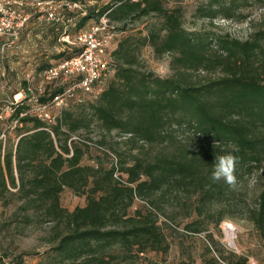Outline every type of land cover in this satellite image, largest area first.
Instances as JSON below:
<instances>
[{
  "label": "trees",
  "instance_id": "16d2710c",
  "mask_svg": "<svg viewBox=\"0 0 264 264\" xmlns=\"http://www.w3.org/2000/svg\"><path fill=\"white\" fill-rule=\"evenodd\" d=\"M254 5L264 7V0H206L195 13L211 23L217 17L241 20L243 9ZM33 11L34 7L22 29L28 21L44 20L32 34L38 45L49 46L64 32L73 36L84 30L94 17L89 28L105 13L114 31L125 30L130 21L156 18L146 24L145 33L141 29L136 36H123L109 51L114 72L96 97H73L60 109L49 104L53 119L48 121L31 112L35 102L24 90L10 114V120H16L14 141L9 135L0 150V202L13 195L24 211L52 223L48 264H135L141 253L166 252L169 243L160 214L167 218L164 225L177 229L176 215L167 210L173 204L181 207L183 217L197 218L183 223L186 231L202 230L204 218L217 226L231 205L217 212L210 205L236 193L223 179H212L216 157L235 155L239 180L252 170L264 172V27L243 39L211 29L189 30L180 8L168 7L166 0L82 4L61 10L59 20L39 19ZM59 45L58 52L45 48L33 54L36 72L82 49L61 41ZM145 45L157 56L171 54L170 75L141 67L139 51ZM200 70L207 73L201 80L194 75ZM67 84L44 82L42 91H35L38 103H49ZM91 127L125 135L117 144L128 145V156L118 159L102 145L104 139L94 142L78 134ZM183 129L191 134L180 137ZM144 143L163 148L151 156L132 153ZM65 189L83 196L84 204L65 208L60 201ZM138 200L143 202L135 206ZM242 208L264 239V180L254 204ZM25 216L31 220V215ZM206 250L209 255L199 264H248L247 257L233 251L218 249L215 256L211 247ZM22 254L3 253L0 264H23ZM143 264L192 263L182 259Z\"/></svg>",
  "mask_w": 264,
  "mask_h": 264
},
{
  "label": "rangeland",
  "instance_id": "374dc122",
  "mask_svg": "<svg viewBox=\"0 0 264 264\" xmlns=\"http://www.w3.org/2000/svg\"><path fill=\"white\" fill-rule=\"evenodd\" d=\"M22 1L24 3V11L32 13L33 3L37 0H10ZM45 6H51L57 10H61L63 5L68 2L80 1L88 7L92 4H102L110 0H42ZM206 0H166L168 7H178L182 13V23L186 29H211L219 33H228L232 37L246 38L254 29L264 27V7L250 6L243 9L245 18L241 20H227L221 17L215 18L212 23L208 18L198 17L195 13L196 8ZM95 18H89L85 25L87 26L94 22ZM156 18L148 16L140 20H134L125 24V30H116L113 38L109 43L108 51L113 49L117 42L129 33H138V30H143L150 21ZM45 22L28 21L27 25L21 30L18 41L5 48L4 52H0V105L7 100H11L13 95L22 92L24 89L23 82L31 81L34 83L41 82V75L35 71L32 56L34 53H39L47 48L50 51L58 52L61 50L59 41L55 45L49 46L45 42L38 45V39L32 34L34 27ZM121 26L117 23L116 26ZM74 30V29H72ZM137 34L133 35L136 36ZM7 35L0 36V45L3 42H8ZM140 65L142 68L151 70L159 75L167 76L172 73L170 68L171 54L164 53L157 56L153 53L149 45L140 48L139 51ZM52 63L55 60H51ZM197 79H203L207 73L200 70L194 72ZM24 94H22L23 96ZM88 96V95H87ZM21 97V96H20ZM58 110L55 109L54 112ZM10 114L4 115L0 119V135L5 134V137L0 139L1 147L7 144V139L11 135L14 141V135L11 133L13 121L10 120ZM80 136L89 137L96 142L99 139H104L102 144L107 149L113 151V156L117 155L118 159L126 158L130 152L128 145L121 142L125 136L122 133L113 130L110 133L104 132L99 128L91 127L88 130L78 131ZM190 129L179 130V136L184 137L190 135ZM77 135V133H76ZM163 148L162 144H145L139 147V150L134 149L132 153H138L140 156H151ZM118 152L122 155L119 156ZM264 180V172L260 170H252L251 173L245 174L243 179H237L236 185L233 188L236 196H232L225 201H220L210 205V209L214 212L219 211L223 205L229 203L231 207L224 211V219L215 226L214 221L210 218H204V227L199 232H188L183 228V223L195 217L192 214L188 217H183L181 207L173 204L167 208L176 215L177 229H172L164 225L163 221L167 220L164 214H160L161 226L165 234L166 240L169 243V248L166 252L148 251L139 254L134 259L135 264H143L146 260H155L161 262H177L179 260H189L192 264L203 262L207 256L206 247H211V254L218 255V249H222L224 253L233 251L238 255L247 257L248 264H264V239L257 233L252 222L244 217L241 209L242 206L253 205L256 195L261 190ZM61 204L71 210L77 205L84 204V197L78 196L65 189L60 195ZM143 201L138 200L135 206H139ZM21 201L13 195H7L0 202V255L7 253L10 256L22 254L23 264H48V250L51 246L52 236L54 231L51 222L42 221L37 214L32 211H24L20 208ZM26 214L31 215V220H26ZM217 215V214H216ZM215 218V216H214ZM202 219V218H201ZM175 223V222H174ZM211 234V236H209ZM8 260V258H6ZM125 264V263H119Z\"/></svg>",
  "mask_w": 264,
  "mask_h": 264
},
{
  "label": "built area",
  "instance_id": "2783aa9c",
  "mask_svg": "<svg viewBox=\"0 0 264 264\" xmlns=\"http://www.w3.org/2000/svg\"><path fill=\"white\" fill-rule=\"evenodd\" d=\"M81 6L82 4L79 1H73L65 3L61 10H74L81 8ZM33 7V12L39 14V19L59 20L63 18L61 10L45 6L42 0L35 1ZM30 14L24 11V3L22 1L0 0V36L7 35L9 38L8 42H3L0 45V52L3 53L5 48L12 44L17 46L16 42L19 39L20 31ZM114 32L105 13L97 23L77 32L73 36L67 32L61 34L59 37L61 42H65L70 46H79L82 48L81 51L44 69L40 73V83H34V77L31 81H27L22 92L14 94L11 100H7L0 105V119L4 115L11 114L16 103L21 100L24 90L29 96L28 100L35 102L31 112L48 121L53 119V115L48 110L49 104L60 109L67 104L70 98H81L87 95L96 97L102 89V83L105 78L114 72L113 59L108 51ZM51 80L61 84L65 82L68 84L49 103H38L35 91L41 92L43 83ZM13 123L15 124L16 120H13ZM4 137L5 134L1 133L0 139ZM1 151H3V147H1ZM114 176L123 181L118 171H115Z\"/></svg>",
  "mask_w": 264,
  "mask_h": 264
},
{
  "label": "clouds",
  "instance_id": "9594fccd",
  "mask_svg": "<svg viewBox=\"0 0 264 264\" xmlns=\"http://www.w3.org/2000/svg\"><path fill=\"white\" fill-rule=\"evenodd\" d=\"M237 162L238 158L231 153L216 157L212 179L215 181L223 179L227 185L234 187L237 182L235 176Z\"/></svg>",
  "mask_w": 264,
  "mask_h": 264
}]
</instances>
